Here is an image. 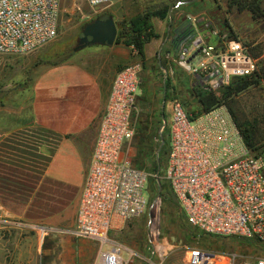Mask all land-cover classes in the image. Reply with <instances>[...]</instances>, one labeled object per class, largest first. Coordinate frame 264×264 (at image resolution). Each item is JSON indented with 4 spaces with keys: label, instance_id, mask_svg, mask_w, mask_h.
<instances>
[{
    "label": "built area",
    "instance_id": "obj_1",
    "mask_svg": "<svg viewBox=\"0 0 264 264\" xmlns=\"http://www.w3.org/2000/svg\"><path fill=\"white\" fill-rule=\"evenodd\" d=\"M120 1L87 0L93 8ZM61 4L62 0H0V53H28L54 39L59 33ZM181 5L183 1H178L177 7ZM188 19L196 21L192 15ZM208 31L214 40L207 41L199 30L192 45L181 50L179 61L204 86L217 91L234 77L259 69V59L246 41L218 28ZM142 70V62H135L115 76L75 226L55 229L5 218L0 225L30 226L43 241L50 234L94 240L98 249L92 264H129L136 257L144 264H165L154 249L143 255L110 236L120 223L145 215L153 204L145 194L149 172L127 155L136 133ZM170 110L166 178L188 222L209 235L264 243V156L249 151L225 105L193 117L185 103L174 98ZM124 250L129 252L127 258ZM239 258L235 251L186 247L183 264H239ZM241 264H264V256Z\"/></svg>",
    "mask_w": 264,
    "mask_h": 264
},
{
    "label": "crops",
    "instance_id": "obj_2",
    "mask_svg": "<svg viewBox=\"0 0 264 264\" xmlns=\"http://www.w3.org/2000/svg\"><path fill=\"white\" fill-rule=\"evenodd\" d=\"M199 35L214 40L206 27ZM161 40L158 34L145 45L144 59L131 46L113 44L56 63L34 62L29 90L13 103L0 102V219L75 226L115 76L130 61L155 62ZM174 53L171 46L168 54ZM30 226L0 225V264H90L96 256V242L70 234L44 242Z\"/></svg>",
    "mask_w": 264,
    "mask_h": 264
},
{
    "label": "rangeland",
    "instance_id": "obj_3",
    "mask_svg": "<svg viewBox=\"0 0 264 264\" xmlns=\"http://www.w3.org/2000/svg\"><path fill=\"white\" fill-rule=\"evenodd\" d=\"M178 1H183V5L177 7ZM189 1L191 0H123L104 7L93 8L87 0H62L59 33L54 39L28 53H0V102L13 103L29 90V81L32 78L31 66L34 62L59 61L71 52L77 57L82 54H93V51L105 46L96 44L74 51L87 23L101 15L105 17L112 15L120 31L123 20H129L134 15L143 12L149 5L169 3L171 8L168 17L163 20L154 18L152 21L154 31L162 37V42L156 48L155 62L146 65L142 62L143 80L135 116L136 133L128 145L127 152L128 157L136 165L149 172V179L145 184V194L153 204L145 215L120 223L119 227L110 231V236L143 255H148L154 249L157 257L164 258L165 264H183L186 247H200L213 252L235 251L240 256L239 264H241L245 261H253L255 257L264 256V243L257 239L240 236L209 235L188 223L182 209L170 201H165L160 193L159 181L164 178V170L161 171V177L158 176L159 174L150 168L155 158L149 161L141 153L146 134H143V131L138 133V128L142 129L141 127H143L152 132L153 134L150 136L154 138L153 142L158 143L159 139L160 145L162 137L164 143L169 138L170 106L174 98L185 102L188 112L193 117L200 115L196 112L197 99L192 90L196 84V77L179 63L181 50L173 49L171 41L175 35V29L190 15L196 17V21L192 22V25L197 33L206 26L209 30L221 29L223 25L221 20L224 10L227 9L228 0H216L217 2L197 0L191 3ZM228 15L237 26L238 37L251 46L253 54L259 55L257 58L261 67L264 64V18L257 21L249 13L237 11H231ZM209 20L213 23L205 25ZM154 43L152 42L148 46L149 50L154 47ZM115 44L120 47L127 46L125 39L115 42ZM171 46L175 52L173 55L168 54ZM157 58L161 60L157 61ZM132 63L135 62L130 61L126 65ZM121 67L123 66L121 65ZM163 89H165L164 97L160 93L163 92ZM219 91H221L220 87L217 92L219 93ZM240 98L246 105L252 102L264 103V85L251 88ZM146 144L145 141L144 146ZM160 145L156 156L161 150ZM188 228L193 229L194 233ZM83 240L93 241L95 244L94 240L87 238H83ZM123 255L124 258H127L129 252L124 250ZM129 264H144V261L136 257Z\"/></svg>",
    "mask_w": 264,
    "mask_h": 264
},
{
    "label": "trees",
    "instance_id": "obj_4",
    "mask_svg": "<svg viewBox=\"0 0 264 264\" xmlns=\"http://www.w3.org/2000/svg\"><path fill=\"white\" fill-rule=\"evenodd\" d=\"M226 6L227 9L223 12V19L221 20L223 25L220 31L221 33L228 34L231 38L238 37L228 18V14L232 10L235 9L239 12L249 11L252 18L257 21L264 18V0H228ZM170 8L171 5L166 2L154 3L149 5L143 12L131 17L129 20H123L121 22V29L118 33L116 42L125 39L127 46H131L133 50L138 52L144 59L145 45L150 42L153 37L157 36L151 21L152 18H167L170 13ZM210 24H212V22ZM174 32L175 35L171 41V45L175 50H182L190 47L198 34L188 17L184 19ZM71 55L72 52L61 60H64ZM254 56L258 57L259 55L254 53ZM56 62L58 61H55L54 63ZM263 85L264 64L261 65V67L259 65V69L255 73L248 76L234 77L229 84L220 86L221 91H219V93L213 89L207 88L202 84L199 78H196V84L192 89L197 99L196 112L200 114L207 113L221 105H225L228 108L234 123L240 130L243 141L249 151L255 155L264 156V103L252 102L251 104L246 105L240 98L242 94L251 88L261 87ZM141 128L142 129H137L138 133L143 131V134H146L145 141L147 143L145 146V141L142 143L143 146L141 153L149 161L155 158V161H152L153 163L150 168L157 172L159 174L158 176H160L161 171L164 170V178H161L159 181L161 186L160 193L165 201H170L180 208L176 197L173 194L170 181L166 178V169L170 152V139L168 138L165 141L158 156H156L161 141L158 139L159 142L154 143V138L150 136L153 133L149 132L146 128ZM137 163H139L138 160ZM156 180L158 181V179ZM183 215L186 218L184 213ZM188 229L193 232V229ZM203 237L206 236L203 235Z\"/></svg>",
    "mask_w": 264,
    "mask_h": 264
},
{
    "label": "water",
    "instance_id": "obj_5",
    "mask_svg": "<svg viewBox=\"0 0 264 264\" xmlns=\"http://www.w3.org/2000/svg\"><path fill=\"white\" fill-rule=\"evenodd\" d=\"M118 33L119 29L114 16L109 15L105 18H96L85 25L82 35L79 37L77 45L74 47V51L96 44L111 46L115 44ZM198 52L199 51H197L195 55ZM163 143L164 139L162 137L160 149L162 148Z\"/></svg>",
    "mask_w": 264,
    "mask_h": 264
},
{
    "label": "flooded vegetation",
    "instance_id": "obj_6",
    "mask_svg": "<svg viewBox=\"0 0 264 264\" xmlns=\"http://www.w3.org/2000/svg\"><path fill=\"white\" fill-rule=\"evenodd\" d=\"M107 17V16H106ZM101 18H105V16L104 15H101Z\"/></svg>",
    "mask_w": 264,
    "mask_h": 264
}]
</instances>
